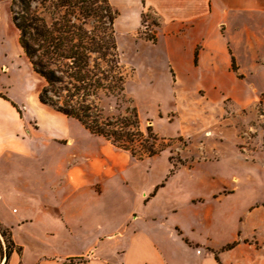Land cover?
Here are the masks:
<instances>
[{
	"label": "crops",
	"instance_id": "crops-1",
	"mask_svg": "<svg viewBox=\"0 0 264 264\" xmlns=\"http://www.w3.org/2000/svg\"><path fill=\"white\" fill-rule=\"evenodd\" d=\"M108 1L118 12L115 34L132 38L137 48H165L166 66L177 77L198 69L196 78L205 82L203 69L229 61L251 68L254 48L261 46L264 54V0ZM145 11L159 22L155 42L135 41ZM259 66L252 78L263 85L264 62ZM32 102L0 93V226L14 245L6 264H184L182 257L193 262L185 242L167 229L174 221L183 224L184 201L178 204L181 215L168 217L172 196L148 195L142 192L147 185L132 187L127 171L137 163L128 160L123 173L109 174L99 137L93 140L78 124L99 149L85 151L73 135L76 120L37 96ZM112 194L122 195L124 210L104 201Z\"/></svg>",
	"mask_w": 264,
	"mask_h": 264
},
{
	"label": "rangeland",
	"instance_id": "rangeland-1",
	"mask_svg": "<svg viewBox=\"0 0 264 264\" xmlns=\"http://www.w3.org/2000/svg\"><path fill=\"white\" fill-rule=\"evenodd\" d=\"M44 7L48 5L32 3L41 15H45ZM19 11L16 0L0 2V93L32 105L45 83L33 72L19 45V32L11 21L12 13ZM94 25L88 20L84 28L92 30ZM141 26L135 41L155 42L159 22L151 11H145ZM132 42L115 34L125 76L123 92L116 96L98 91L89 101L105 118L124 117L127 108H134L140 130L145 133L151 127L155 134L157 153L133 157L99 137L107 172L123 173L128 160L137 163L127 171L132 187L147 185L142 192L148 195L158 191L172 196L166 209L170 218L181 215L178 204L185 202L184 225L174 221L167 229L185 242L193 262L264 264V84L252 78L264 62L261 46L252 54L256 66L243 68L235 63V67L229 61L216 70L203 69L202 82L196 78L198 69L184 70V77H177L166 66L165 48L141 43L137 48ZM78 124L73 134L76 142L85 151L97 152L91 140L97 136L90 138ZM64 152L67 156L68 151ZM122 199L121 194H112L104 201L115 204L118 211L126 208ZM182 260L187 264L186 258Z\"/></svg>",
	"mask_w": 264,
	"mask_h": 264
},
{
	"label": "trees",
	"instance_id": "trees-1",
	"mask_svg": "<svg viewBox=\"0 0 264 264\" xmlns=\"http://www.w3.org/2000/svg\"><path fill=\"white\" fill-rule=\"evenodd\" d=\"M19 13L11 21L33 72L45 83L38 100L76 120L91 135L104 138L133 157L156 155L151 127L143 133L137 112L127 108L121 118H105L89 98L98 91L119 96L124 73L115 43L118 12L108 0H16ZM47 4L45 15L32 3ZM145 16V12L142 17ZM91 20L92 30L84 28ZM153 40V39H152ZM1 260L14 250L9 232L0 226Z\"/></svg>",
	"mask_w": 264,
	"mask_h": 264
},
{
	"label": "water",
	"instance_id": "water-1",
	"mask_svg": "<svg viewBox=\"0 0 264 264\" xmlns=\"http://www.w3.org/2000/svg\"><path fill=\"white\" fill-rule=\"evenodd\" d=\"M5 262H6V257H4V258L1 260L0 264H5Z\"/></svg>",
	"mask_w": 264,
	"mask_h": 264
}]
</instances>
